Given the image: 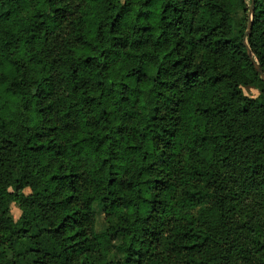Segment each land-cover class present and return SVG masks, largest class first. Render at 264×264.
<instances>
[{"label":"trees","instance_id":"16d2710c","mask_svg":"<svg viewBox=\"0 0 264 264\" xmlns=\"http://www.w3.org/2000/svg\"><path fill=\"white\" fill-rule=\"evenodd\" d=\"M245 42L264 0H0V264H264Z\"/></svg>","mask_w":264,"mask_h":264},{"label":"rangeland","instance_id":"374dc122","mask_svg":"<svg viewBox=\"0 0 264 264\" xmlns=\"http://www.w3.org/2000/svg\"><path fill=\"white\" fill-rule=\"evenodd\" d=\"M243 92L245 96L250 97V98H256L259 96V91L253 87H246L243 89ZM206 207H207L206 204L199 205L192 211L193 215L195 217H198L201 214L202 210L205 209ZM94 212H95V219H96V225H95L96 232L98 234H103L108 229V225L105 222L103 205L100 203H97L94 206ZM20 215H21V211L19 209V206L17 204H13L11 206V216L13 220L17 221L20 218ZM110 240H111L112 245L114 246V249L109 255V260L114 261V262L124 261V258H125L124 253L119 249V246H120L119 236L112 235L110 237Z\"/></svg>","mask_w":264,"mask_h":264},{"label":"water","instance_id":"95a60500","mask_svg":"<svg viewBox=\"0 0 264 264\" xmlns=\"http://www.w3.org/2000/svg\"><path fill=\"white\" fill-rule=\"evenodd\" d=\"M253 13H254V10H253V2H252V6L250 7L249 15H248V27H247L246 36H249L251 34ZM245 45L247 46V54L249 58L252 60V64L254 65L256 71L261 74V79L264 81V74L261 72L259 64L253 59L252 52L246 42H245Z\"/></svg>","mask_w":264,"mask_h":264}]
</instances>
